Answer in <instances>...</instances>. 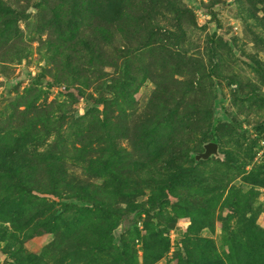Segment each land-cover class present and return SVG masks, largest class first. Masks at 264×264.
<instances>
[{"label":"rangeland","instance_id":"1","mask_svg":"<svg viewBox=\"0 0 264 264\" xmlns=\"http://www.w3.org/2000/svg\"><path fill=\"white\" fill-rule=\"evenodd\" d=\"M0 264H264V0H0Z\"/></svg>","mask_w":264,"mask_h":264}]
</instances>
